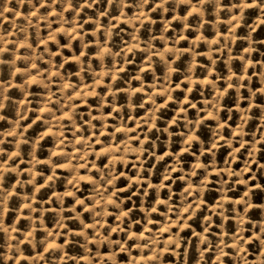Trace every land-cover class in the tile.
Segmentation results:
<instances>
[{
  "label": "rangeland",
  "instance_id": "374dc122",
  "mask_svg": "<svg viewBox=\"0 0 264 264\" xmlns=\"http://www.w3.org/2000/svg\"><path fill=\"white\" fill-rule=\"evenodd\" d=\"M0 264H264V0H0Z\"/></svg>",
  "mask_w": 264,
  "mask_h": 264
}]
</instances>
